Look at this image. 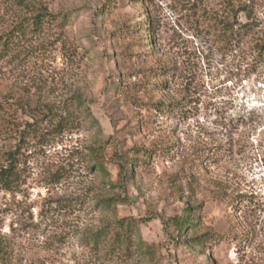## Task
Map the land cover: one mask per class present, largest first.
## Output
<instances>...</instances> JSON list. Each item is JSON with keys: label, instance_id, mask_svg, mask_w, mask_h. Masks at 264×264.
Here are the masks:
<instances>
[{"label": "rangeland", "instance_id": "obj_1", "mask_svg": "<svg viewBox=\"0 0 264 264\" xmlns=\"http://www.w3.org/2000/svg\"><path fill=\"white\" fill-rule=\"evenodd\" d=\"M25 1L0 0V35L31 6L58 19L0 59V95L84 106L25 142L21 189L0 191V264H264V53L193 9L227 0ZM232 1L251 10L245 41L264 40V0Z\"/></svg>", "mask_w": 264, "mask_h": 264}, {"label": "trees", "instance_id": "obj_2", "mask_svg": "<svg viewBox=\"0 0 264 264\" xmlns=\"http://www.w3.org/2000/svg\"><path fill=\"white\" fill-rule=\"evenodd\" d=\"M21 7H29L25 0H15ZM193 9L196 12H201V16L208 21L207 25L210 29H215L216 33L223 36L226 43L237 45L242 48L243 45L251 44V48L259 53H264V40H246L253 31L254 22L252 20L251 10L247 5H236L232 0H227L219 8H208L202 6L201 8L193 4ZM105 7L102 8V11ZM31 11L32 14H28ZM244 13L246 21L241 20V14ZM57 15L51 13L49 9L40 4L39 6H31L27 10L25 16L21 17L12 29L0 35V59L8 57V55L20 45V38L27 33V30L36 32L42 31L46 25L56 22ZM237 26V27H236ZM160 72H164L166 67L160 66ZM167 73V72H166ZM121 78V73L119 74ZM158 81V80H157ZM159 85L164 86L166 82ZM17 93V92H16ZM21 95H16L12 92H7L0 95V191H10L15 193L19 191L25 179L24 158L26 154L25 142L29 138L42 139L44 134L41 133V122L44 119H56V127L54 132L62 133L74 124V115L76 108L83 107L84 102L81 97L77 96L70 103H66L65 107L58 109L51 104L35 101ZM76 104V106H74ZM166 106L165 103L159 102V108ZM25 117H28L27 119ZM101 146L95 149V161L99 170H105V165L102 160L100 152ZM133 159L130 163H133ZM129 164V162H127ZM133 164H130L132 166ZM124 179L130 177L128 169L122 166ZM112 187H114L112 185ZM104 207L113 208L118 201H124L121 194H114L98 199ZM188 216L178 221V232L182 234L191 222L192 210L189 209ZM138 222L135 218L125 217L118 220V225L125 230L124 234L129 235L136 227ZM127 237V236H126ZM105 236L102 231H99L95 236V242L98 244H105Z\"/></svg>", "mask_w": 264, "mask_h": 264}]
</instances>
